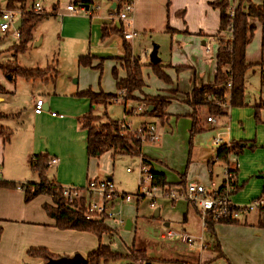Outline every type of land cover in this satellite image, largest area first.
I'll use <instances>...</instances> for the list:
<instances>
[{
    "label": "crops",
    "instance_id": "1",
    "mask_svg": "<svg viewBox=\"0 0 264 264\" xmlns=\"http://www.w3.org/2000/svg\"><path fill=\"white\" fill-rule=\"evenodd\" d=\"M74 1L57 0L56 4L52 5L50 14H47V16L54 18L58 40L67 41L70 46L69 54L74 55V58L84 54L88 48V55L92 58L93 65L102 66V64H106L110 71L112 68L116 69L117 74V67H119L118 78H124L125 72L122 68L124 51L122 50L123 43L121 39L115 34L103 38V29L119 31L122 28L120 23L115 24L112 22V17L121 6V0H108V7L103 11L94 9L93 0H88V4L74 6V12L66 11V7L70 4L73 5ZM146 1L151 0H134L132 31L134 29L152 31L155 29L153 22L157 19L159 25H165L164 29L167 34L174 35L172 50L178 58L175 57L166 65H163L160 59L159 63L163 66V71L170 81L165 83L154 76L153 90L150 89V81L145 79L143 74V93L153 98H166L169 100V105L165 116L161 120L154 116H147L146 119H139L137 128L133 129L126 118L128 115L133 114L129 110L131 108L146 109V107L138 102L125 103L122 101L124 104L122 122L130 132H136L151 125L158 128L157 130L161 131L162 134L163 148L161 151L163 153L168 149L171 140H177L179 147H182L184 151L185 147L188 146L187 162L184 166V163L175 161V159L162 160V155H159L160 158H155L145 152L142 154L141 145L140 154L146 160L149 172L164 175L166 181L164 189L166 190H179L188 183H195L204 185L208 192H215L222 187L224 178L222 180L221 175L215 178L217 184L212 182V180L214 181V168L219 167L222 174L223 168L225 170L228 167L233 178L231 201L235 206H248L263 198L264 61L257 62V66L261 70V79L259 87L256 88L257 92L254 93L255 95H244V102L241 107H223L221 111L224 115L217 118L215 124L206 121L208 115L205 110L201 109L198 114L199 124L203 131L191 138L192 119L190 116L193 110L185 103V100L194 88H200L214 82L219 41L224 39L223 35L228 36L229 33H219L218 31L219 11L210 6V3L215 0H163L165 11L159 10L156 18L152 10L150 12L148 8H144V2ZM227 1L230 7L235 6L238 2V0ZM249 1L256 6L264 7V0ZM34 30L32 40L36 41L39 38L36 44H43L45 36H39L38 34L35 36ZM191 40L199 42L201 47L199 51L195 47H189L193 44V42H190ZM125 41L129 44L130 40ZM208 41L216 42V50L211 57L205 56V53L211 51ZM103 59L106 61L102 63ZM246 62L252 66L247 58ZM141 65L143 66V64ZM176 68L181 69L176 70ZM90 69L92 68L81 67L79 72L81 79H78L75 83L76 86L73 85L70 89H65L59 94H53V96L48 94V101H43V112L36 115L33 107L30 114V123H27V121L23 123L21 127L14 131L15 134L12 131L13 134L9 142L12 149L10 164L14 166V170L6 172L0 169L3 181L18 185L37 183V177L32 175L29 165L32 158L42 155L48 157L49 163L51 159L57 160L56 164L50 165L48 163V171L50 168H53L54 171L50 176L47 172V178L62 187L82 186L81 189H84V186L90 180L105 179L113 183L112 177L99 167V159L104 154L98 159H88L86 155V131L82 129L80 119L90 110L96 116L99 105L91 108L87 98H78L76 94L87 90L98 93L96 91L99 89L103 90L104 93L114 94V92H110L113 88L109 80L106 78V85L105 83L102 84L101 88L100 83L97 82V74L88 72ZM85 76H88L89 79H86ZM113 83L116 87L115 79H113ZM55 96L58 97L56 99L62 107L69 109L67 115L63 116L49 112L53 108L62 109L56 106ZM37 99L39 98L31 97L33 103ZM44 112H48L49 115L44 116ZM51 113H54L55 116H52ZM142 116L144 115L141 114L140 117ZM96 117L100 120V117ZM156 121L158 124H156ZM200 134L203 135L199 138V141L203 142L207 137L215 154L214 158L210 157V162L203 156L198 157L199 160L206 161V164L204 165L202 162L200 167L197 168L199 164L193 160V154L195 138ZM213 136H220L222 143L225 144L238 143L241 147L240 152L229 155L226 162L219 161L216 155L217 149L211 145V139L215 138ZM202 142L199 146V154L205 155L204 153H207L208 149L205 148ZM6 147L0 139V165H3ZM158 152L160 154V150ZM105 154H109L111 161L114 160V157L120 155L119 153L113 156V151ZM163 156L167 157L164 154ZM127 173H132V170L130 169V172ZM209 184L212 185L210 190L206 186ZM84 196L86 205L90 200L96 203L101 202L98 197L88 199L86 195ZM159 201H161L160 206L165 210L172 207V210H175V215L171 214L169 217H179L183 224L187 225L190 204L181 200L161 199ZM116 202H118L117 199L110 203V209L116 206ZM45 204H52L50 197L40 195L26 202L24 191L19 187H0V264H45L42 260L27 255V252L32 249H44L52 256L59 258L80 254L85 259L89 253L96 250L98 240L93 235L56 229L54 220L48 217L43 210ZM157 209L160 213V208ZM193 209L196 211L199 220L196 221L195 218H192L193 226L189 225L186 232L196 237H204L205 226L202 224L198 209L196 207ZM261 209L256 208L241 214L233 223H216L213 227V241L217 242L220 247V253L213 251L211 245L207 242L206 244L209 246L207 250L210 252L201 255L196 254L195 257L190 255L191 260H187L185 264H264V227L259 225ZM168 212L166 211L165 215L168 216ZM110 220H114L116 225H120L118 221L121 219H107L106 222ZM167 224L166 228H169L170 223ZM102 243L107 242L102 239ZM175 262L182 263L181 261Z\"/></svg>",
    "mask_w": 264,
    "mask_h": 264
},
{
    "label": "rangeland",
    "instance_id": "2",
    "mask_svg": "<svg viewBox=\"0 0 264 264\" xmlns=\"http://www.w3.org/2000/svg\"><path fill=\"white\" fill-rule=\"evenodd\" d=\"M94 1V9H98L103 11L106 7H108V0H93ZM41 6L44 8L43 14H50L51 7L53 4H56L57 0H40ZM164 1L163 0H151L144 2V8H148L156 18L159 10H164L163 8ZM98 5V6H97ZM6 0H0V11H9L6 9ZM232 6V5H231ZM97 7V8H96ZM20 15L16 13L15 19L18 20ZM37 27L34 30V35L37 34L39 36H45L43 44H36L39 41V38L36 41H30L27 47L23 52L17 53L14 55L13 47L18 44V37H16L14 28L10 29L7 33H0V64H7L10 62L16 61L18 66L23 69H45L47 67L54 68L57 71V78L54 81V73L55 71L50 72V76L46 79V82H42L40 80L36 81H26L19 77L15 79H10L6 76L2 71H0V85L4 88V92L0 93L1 101H0V113L7 115V118L0 120V125L16 131L19 127L23 125V123H30V114L33 111V107L35 102L33 103L31 97H35L42 99V101H48V94L53 96V94H59L63 92L65 89H70L71 86L75 85L79 77V72L81 67L78 64V58L81 56L88 55V48L84 54L77 56L74 58V55H70V46L67 41L62 42L57 38V29L56 24L54 22V18L49 16L44 17L37 23ZM250 24L254 27V31L252 33V37L250 39L249 44L247 45V51L245 52L247 61L250 62L252 66L246 71L244 75V84H245V92L244 95H253L257 92L256 88L259 87L260 79H261V70L257 66V62L264 61V25L257 20H250ZM159 26V27H158ZM152 31H138L134 29L133 31L138 32L140 35L139 38H134L130 40L128 43L131 48V55L140 60V63L143 64L142 74H144V78L150 81V89H154L155 84V75L152 72L149 60V53L151 52L153 46H158V58L161 59V63L163 65L169 64L171 60L178 58L175 55V52L172 50L173 44V36L167 34L163 24L159 25L157 19L153 22ZM126 32H131L132 28L124 27ZM221 36V35H220ZM123 43L122 37L118 36ZM224 39H227L228 36H222ZM221 38V37H220ZM193 42L192 48H197L200 50V44L197 40H191ZM175 43V41H174ZM209 47L211 51L209 53H205L206 57H211L215 53L216 50V42L208 41ZM89 47V46H88ZM91 47V46H90ZM122 47V46H121ZM174 49V48H173ZM122 50L124 51L123 47ZM208 52V51H206ZM93 60L91 59V62ZM106 60H102V63ZM93 63V62H92ZM91 63L88 72H92L93 74H97V82L100 83L102 88V84L106 85V78L109 80L113 90L110 92H114L117 97L113 100V103L109 106L103 107L99 105L96 110V116L100 117V120L96 122L97 125L105 121L104 114L108 115V117L116 121L118 123H122V119L124 118L123 112V102L124 97L126 95V91L122 94L121 91H118L113 83V75L112 70L106 64L101 65H93ZM101 67V71L100 68ZM51 68V69H52ZM95 69V70H94ZM118 74L120 68L117 67ZM102 74H101V73ZM86 79H89L88 76H85ZM56 86V87H55ZM76 86V85H75ZM110 89V88H109ZM104 92L99 89L96 92ZM255 95V94H254ZM58 97L55 96L56 106L61 107L62 109L53 108L49 112L57 113L58 115H67L69 112L68 108L62 107L58 103ZM80 98V97H78ZM115 100H118L115 102ZM130 103V102H127ZM132 103V102H131ZM136 107V106H135ZM96 109V108H94ZM130 111V110H129ZM143 108L141 113L128 115L127 121L131 128L136 129L138 126V120L146 119L147 116L143 114ZM143 114L144 116L140 117ZM48 112H44V116H48ZM156 124L158 122L156 121ZM159 126V125H158ZM157 126V127H158ZM156 128V127H155ZM156 128V132L159 131ZM160 130V129H159ZM138 132V131H137ZM135 133V132H134ZM203 134L196 136L195 146H194V154L193 160H195L198 164L197 168L200 167V163L206 164V161L199 160L198 157L203 156V158L210 160V157L214 158L213 149L210 147L209 141L207 137L205 140L199 141V138ZM158 140L152 142L151 140L144 141L142 143V154L145 152L149 156L160 158L162 160H170L175 159V161H179L184 163V166L187 162L186 153L188 152V146L185 147V151L182 147H179V142L177 140H171L168 149L163 153L161 149L163 148L162 134L161 131L158 133ZM215 137V136H213ZM212 137V138H213ZM211 139V138H210ZM204 143L205 148L207 147L208 152L204 153L205 155L199 154L200 152V143ZM14 144V143H13ZM7 146V147H6ZM4 157H3V165H0L1 170H5L6 172H10V170H14V166L10 164L12 149L9 145H5ZM211 148V149H210ZM204 149V148H203ZM160 150V154L159 151ZM215 150V149H214ZM191 152V150H190ZM198 152V154H197ZM140 155L130 154V155H118L114 157V160H110L109 154H104L99 159L100 168L104 169L107 175L111 176L113 179V186L119 194L130 195L132 200L129 204H123L122 201L118 200L116 202V206L114 208L111 207L114 215L117 214V217L114 219H121L125 222L129 221L131 226L129 230L125 229L126 225H116V221L110 220L107 222L109 227L114 229L115 235L113 236L110 244L111 251L115 254H119L122 257L119 259L109 260L107 262H101V264H139L132 262L128 257V248L134 244V247L137 250H142L146 252V255L151 258L154 263L160 264L161 261H165L163 264H173L175 261H181L182 264H185L187 260H191V256L195 257L196 254L199 255L200 251L197 248L195 243L192 249L189 248L188 245L183 244L177 237L170 238L168 240H163L160 238V235L169 231H172L175 234H185L192 237L197 241L198 237L193 236V234L187 233V227L193 226L192 218H195L196 221L199 220V217L196 211L190 205L188 207L189 210V220L187 225L183 224L181 218H172L169 215H175L172 208L165 210L162 208L161 201H156L154 207L149 205V201L147 199L137 200L135 198V194L137 193V187L139 185L140 180V169H141V157ZM167 155V157H164ZM175 155V158H174ZM196 156V158H194ZM190 158V157H189ZM189 161H191L189 159ZM211 161V160H210ZM209 161V162H210ZM2 163V162H1ZM126 169H131L132 173H127ZM51 171V172H50ZM54 169L50 168L48 171V175H52ZM217 174V176H215ZM222 175V180L224 178V168L221 170L219 167L214 168L213 179L212 182L217 184L216 177H220ZM51 178V177H49ZM105 180V179H103ZM216 180V182H215ZM87 185V184H86ZM208 189H212V185H206ZM78 189L83 188L82 186H73ZM86 187V186H84ZM139 201V202H136ZM160 208V213L158 217H154V212L157 208ZM121 211V212H120ZM168 212V216L165 215V212ZM119 215V216H118ZM120 217V218H118ZM166 223H170L169 228H166L164 225ZM207 235L205 233L203 237L204 245H206V250L203 252H210L207 250L209 246H207ZM105 242H107V238H103ZM192 253H191V252ZM202 253V254H203ZM201 255V254H200ZM161 259V260H160ZM162 264V263H161Z\"/></svg>",
    "mask_w": 264,
    "mask_h": 264
},
{
    "label": "trees",
    "instance_id": "3",
    "mask_svg": "<svg viewBox=\"0 0 264 264\" xmlns=\"http://www.w3.org/2000/svg\"><path fill=\"white\" fill-rule=\"evenodd\" d=\"M40 0H6V9L9 11H18L22 23L20 29L17 31L18 44L13 47L14 55L23 52L33 38V30L37 23L46 17V14H35L32 11V5ZM88 4V0H75L74 6ZM210 6L219 11V33L230 31L227 39H221L216 55V73L214 82L210 85H205L200 88H194L185 100V103L192 108L191 114V128L190 137L192 138L197 133L203 130L199 124L198 112L203 109L206 111L208 117L219 118L224 114L221 109L215 105L217 100L223 98L225 94L230 96V107H241L244 102V75L249 69L250 65L246 62V47L250 42L254 27L250 24V20H257L264 25V7L256 6L249 0H238L233 10V16L230 17L231 7L227 0H215L210 3ZM103 38L112 34L118 35L124 39V28L119 31L103 29ZM169 31V29H168ZM124 57L122 59V68L125 72V77L118 78L116 69L112 70V75L116 80V88L118 91H126L124 102H138L143 104L146 109L143 112L145 116H154L160 118L165 116L166 109L169 105V100L162 97H151L143 93V74L142 65L139 59L131 55L130 45L123 42ZM91 57L89 55L78 58V64L83 67L91 65ZM99 66V65H98ZM153 74L159 79L168 83L170 81L167 74L163 71V66L160 63L149 66ZM52 68V67H51ZM45 69H23L18 66L17 62H10L7 64H0V71H2L10 79L17 77L26 81L40 80L46 82L51 70L54 73V83L57 78V71L54 68ZM101 70V67L99 68ZM181 68H176L180 70ZM51 78V76L49 75ZM231 84V89L228 91L226 86ZM4 88L0 85V93L4 92ZM76 97L87 98L90 102L91 108L101 105L106 107L113 103L117 97L116 94H107L102 91L95 93L90 90L76 94ZM149 107L151 110L148 111ZM130 112V111H129ZM105 122L96 125L98 118L93 115L90 110L81 119V127L86 131V155L88 159H98L103 154L113 151L115 154H135L140 155V148L142 142L140 135L137 132H130L124 123H118L110 120L104 114ZM7 118V115L0 113V120ZM145 128L142 129L144 132ZM12 131L0 125V139L2 144L8 145L12 137ZM241 150L238 143L230 142L229 145L222 146L217 149V159L226 162L227 157L231 154H237ZM48 157L35 156L34 161H30L29 169L32 175L37 177V183L15 184L13 182L0 181V187L16 188L19 187L24 191V200L31 201L37 196L45 195L51 198L52 204L43 206V210L48 217L54 220L55 228L58 230H72L77 232H84L93 235L98 240V247L86 256V264H101L109 260L119 259L122 256L111 251L110 244L115 230L109 227L107 218L100 216L99 218L87 220L86 219V200L85 193L78 200L75 199L71 204L68 203L63 196L62 186L48 180ZM143 166H148L146 160L141 157ZM152 177L151 185L165 188L166 181L163 174L150 172ZM84 192L83 189H80ZM223 188L220 189L222 191ZM261 219L259 221L260 227H264V209H261ZM236 220H214L208 214L205 219V233L207 235V242L211 249L218 254L220 247L217 242L213 241L214 225L216 223H233ZM1 237V230H0ZM103 237L107 238L108 244L102 243ZM27 255L32 258L42 260L45 264L50 260H56L59 257L52 256L44 249L29 250ZM127 257L134 263L139 264H153L152 260L146 255L145 251L137 250L132 244L128 248ZM165 263L161 261L160 264ZM173 264H182L180 262H173Z\"/></svg>",
    "mask_w": 264,
    "mask_h": 264
},
{
    "label": "built area",
    "instance_id": "4",
    "mask_svg": "<svg viewBox=\"0 0 264 264\" xmlns=\"http://www.w3.org/2000/svg\"><path fill=\"white\" fill-rule=\"evenodd\" d=\"M235 6L231 7L230 17L233 16V10ZM32 11L35 14H43L44 9L42 8L40 2H35L32 5ZM66 11L74 12V5L70 4L66 7ZM20 13L18 11H0V33H7L10 29L13 28V24L16 22L15 15ZM134 13V0H121V6L117 10V12L112 17V22L117 24L120 23L122 27L131 28L132 27V16ZM229 35L231 34L228 31ZM16 37H18L17 31L15 32ZM140 35L138 32L131 31L126 32L124 29V39L132 40L134 38H139ZM227 90L231 89V84L229 83L226 86ZM124 93V90L121 91ZM118 100H115L117 102ZM34 105V113L36 115L41 114L43 112V101L35 100ZM230 96L229 94H225L222 99L217 100L215 105L222 109L223 107H230ZM142 108H131L130 112L133 114L141 113ZM145 111V109H143ZM52 116H55L54 113H51ZM206 121L210 124H215L217 119L214 117H207ZM137 132V131H136ZM140 136V141L143 143L144 141L151 140L155 142L158 140V133L156 132V128L151 125L145 128L144 132L139 130L137 132ZM212 147L219 149L222 146H228L229 144L222 143L220 136H215V138L211 139ZM34 161V158L31 159ZM56 159L50 160V165L56 164ZM142 165V163H141ZM130 172V169L127 170ZM2 180L0 173V181ZM152 177L148 170V167L141 166L140 169V180L139 185L137 187V193L135 194V198L137 200L147 199L149 201V205L154 207L156 201L161 199H169L170 201L181 200L190 205L196 207L199 211L202 224L205 226V219L208 214H210L214 220H237L241 214L250 212L256 208H264V197L258 199L257 201L249 204L248 206H235L231 201V195L233 193V178L230 173L228 167L224 170V181L221 188L222 191L217 190L215 192H208L206 187L201 184L188 183L184 187L179 190L169 189L166 190L164 188L156 187L151 185ZM220 188V189H221ZM63 196L66 198L69 204H71L75 199H79L83 196V193L87 196L88 199L93 197H98L100 199V203H96L93 200L86 205V219L92 220L103 216L107 219H113L117 217V214L114 215L112 210L110 209V203L115 199L122 201L124 204H129L132 200L130 195L119 194L112 182L109 180H90L86 187L83 189L84 192L75 187H62ZM120 225H125L123 220L118 221ZM177 237L183 244L188 245L190 249H192L196 243L199 254H202L206 250V245L203 242V236H199L197 241L192 237L185 234H175L172 231H167L160 235V238L163 240H168L170 238ZM225 264V263H224Z\"/></svg>",
    "mask_w": 264,
    "mask_h": 264
},
{
    "label": "water",
    "instance_id": "5",
    "mask_svg": "<svg viewBox=\"0 0 264 264\" xmlns=\"http://www.w3.org/2000/svg\"><path fill=\"white\" fill-rule=\"evenodd\" d=\"M21 23L22 19L19 18L18 20H16V22L13 24V28L15 31H18L20 29ZM149 60L152 65L158 64L160 62V59L158 58V46H153L151 52L149 53ZM150 109L151 108L149 107L148 111ZM158 216L159 210L156 209L154 212V217ZM125 225V229L129 230L131 226L130 222L127 221ZM164 226L166 227L168 226V224L166 223ZM47 264H86V259L83 258L80 254H75L72 257H62L56 260H50Z\"/></svg>",
    "mask_w": 264,
    "mask_h": 264
}]
</instances>
